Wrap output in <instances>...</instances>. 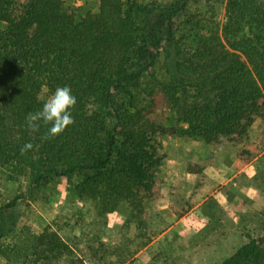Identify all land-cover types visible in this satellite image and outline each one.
I'll return each instance as SVG.
<instances>
[{"label": "trees", "instance_id": "trees-1", "mask_svg": "<svg viewBox=\"0 0 264 264\" xmlns=\"http://www.w3.org/2000/svg\"><path fill=\"white\" fill-rule=\"evenodd\" d=\"M186 3L168 8L100 0L96 15L77 21L65 0H0V171L33 174L35 182L77 175L76 194L95 203L92 216L53 220L6 252L9 259L138 264L156 235L149 223L163 183L160 137L169 133L149 115L173 112L184 127L174 134L211 145H238L255 119H264V0H227L222 32L205 31L201 17L191 14L175 37L173 22ZM174 38L173 47L165 46ZM144 45L157 50L148 61ZM163 51L168 58L158 79L151 68ZM65 85L77 98L70 109L75 122L42 140L49 126L33 133L25 117L42 107L45 89L52 93ZM27 142L34 147L22 154ZM123 201L130 213L114 242L109 217ZM233 234L238 245L228 255L219 252L218 242L190 264H264V228ZM162 257L159 252L143 264H171Z\"/></svg>", "mask_w": 264, "mask_h": 264}, {"label": "crops", "instance_id": "crops-1", "mask_svg": "<svg viewBox=\"0 0 264 264\" xmlns=\"http://www.w3.org/2000/svg\"><path fill=\"white\" fill-rule=\"evenodd\" d=\"M252 128L264 137V119H255ZM162 141L157 201L162 230L138 257L150 261L169 240L183 246L174 264H190L238 228L251 227V217L264 215V149L244 160L240 147L229 141L214 147L171 133Z\"/></svg>", "mask_w": 264, "mask_h": 264}, {"label": "rangeland", "instance_id": "rangeland-1", "mask_svg": "<svg viewBox=\"0 0 264 264\" xmlns=\"http://www.w3.org/2000/svg\"><path fill=\"white\" fill-rule=\"evenodd\" d=\"M186 1L185 8L173 22V27L176 32L175 37L183 34L182 30L185 29L183 22H185V19L191 14L201 17L203 20L201 27H205V31L211 27H218L222 32L226 22L227 0ZM145 2L152 3L153 5L155 4L156 7L168 6V8H170L171 5L175 7L180 6L182 3H185V0H145ZM99 7L100 0H65V8L75 13L77 21L87 16L96 15L99 11ZM157 13L161 14L160 10H158ZM205 31L200 30V32L203 33ZM174 40L175 38L173 41L166 40L164 42L165 46L173 47L175 44ZM144 50L146 51L147 61L150 60L152 54H156L157 51L152 45H144ZM160 51H162V49ZM164 51L159 53L155 64L152 65L151 68L152 75L157 76L158 79H162L165 74L163 64L167 61L168 57L166 55L167 52ZM139 69L140 67L131 70V75L136 74ZM146 78L147 77H144V80ZM45 92L47 97L51 94L48 89H45ZM149 117L155 123L167 126L171 134H174L176 130L184 128L177 123V118L173 112L158 110L150 114ZM160 140L162 143L160 152H162V137H160ZM226 141L227 140H224L223 142ZM221 143L213 146L217 147ZM237 146L240 147L241 158L249 160L250 157L259 154L261 150L264 149V137H262L259 131L252 128L249 136ZM79 181L80 178L77 175H72L70 177L45 175V177L41 179V182H35L33 174L17 176L11 174V172L7 170L0 171V264H19L14 261L12 257L9 259L10 257L6 255V252L13 250V248L19 245V242H24L28 237L39 235L45 228L49 227L53 220L58 219L59 221H65L67 218H75L78 215L90 217L95 214V203L88 199L79 198L75 192V186ZM129 213L130 207L123 201L119 209L110 215L109 224L113 231L112 238L114 242H119L121 240L124 233L122 227ZM255 218L251 217L253 220L251 227L246 228L254 234L264 228V215L260 216L258 219ZM163 220L156 203V207L153 209L152 219L149 223L151 231L156 234L155 237L158 236L160 230H162L161 223ZM61 234L66 237L65 231L61 232ZM236 235L237 234L231 233L220 240L219 252L222 255H228L231 246L238 245ZM67 239L69 240V238ZM162 252V258H166L171 264H174V258L177 255L180 256L183 254V246L174 245L170 243L169 240H166ZM87 263L97 264L90 259H87ZM143 263L147 262L139 259L138 264Z\"/></svg>", "mask_w": 264, "mask_h": 264}, {"label": "clouds", "instance_id": "clouds-1", "mask_svg": "<svg viewBox=\"0 0 264 264\" xmlns=\"http://www.w3.org/2000/svg\"><path fill=\"white\" fill-rule=\"evenodd\" d=\"M77 104V98L73 95L70 86H58L42 104V107L29 112L26 117V127L31 132H39L41 124L49 126L46 133L41 137L42 140L54 138L61 134L65 129L75 121L70 109ZM31 142L25 143L21 148L24 154L33 149Z\"/></svg>", "mask_w": 264, "mask_h": 264}]
</instances>
